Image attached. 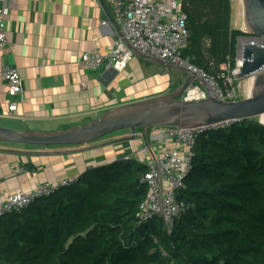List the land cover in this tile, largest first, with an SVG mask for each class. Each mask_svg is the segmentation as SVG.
<instances>
[{"label": "trees", "instance_id": "1", "mask_svg": "<svg viewBox=\"0 0 264 264\" xmlns=\"http://www.w3.org/2000/svg\"><path fill=\"white\" fill-rule=\"evenodd\" d=\"M181 8L182 57L232 86L246 34L230 25L231 0H183ZM192 151L177 193L185 208L170 230L158 216H136L146 164L116 159L0 216V264H264V124L252 117L207 128Z\"/></svg>", "mask_w": 264, "mask_h": 264}, {"label": "crops", "instance_id": "2", "mask_svg": "<svg viewBox=\"0 0 264 264\" xmlns=\"http://www.w3.org/2000/svg\"><path fill=\"white\" fill-rule=\"evenodd\" d=\"M114 0H14L4 18L8 44L0 66L18 69L23 99L17 110L0 109V126L55 131L97 118L125 103L168 93L181 85L183 73L135 54L123 70L80 64L85 51L106 55L116 36L113 22L101 25ZM195 83V82H194ZM127 132L118 133V137ZM136 143V142H135ZM166 141L162 144L168 145ZM155 145L154 147H157ZM0 140V191L28 192L37 183L57 185L91 166L121 159L129 143L74 153L42 154L47 149Z\"/></svg>", "mask_w": 264, "mask_h": 264}, {"label": "built area", "instance_id": "3", "mask_svg": "<svg viewBox=\"0 0 264 264\" xmlns=\"http://www.w3.org/2000/svg\"><path fill=\"white\" fill-rule=\"evenodd\" d=\"M13 1L0 0V53L8 44L4 18L10 12ZM182 2L183 0H114L111 13L107 19L100 22L101 25H105L110 21L116 26V36L109 53L103 55L98 51H85L80 56V64L89 69H97L103 64L107 68L121 71L135 51H138L183 65L201 76L219 98L236 100L238 93L233 86L223 88L216 78L182 57L181 50L189 36L187 14L181 8ZM251 40L262 43V37H253ZM181 97L186 100H197L205 98L206 93L199 83H191ZM22 99V81L18 69L10 64H2L0 109L5 107L8 112H14ZM205 129L207 128L157 126L148 130L147 142L142 131H136L135 139L128 141V152L121 158L143 162L147 167L141 177L147 191L136 213L140 221L158 216L163 219L166 229L170 230L174 219L185 208L183 201L177 198V193L184 187V178L191 171L192 148L196 136ZM166 141L169 144L162 146ZM155 145L158 146L154 147ZM76 177L63 178L57 185L37 183L35 188L28 192L0 191V216L20 212L36 198L51 193L57 186L66 185Z\"/></svg>", "mask_w": 264, "mask_h": 264}, {"label": "water", "instance_id": "4", "mask_svg": "<svg viewBox=\"0 0 264 264\" xmlns=\"http://www.w3.org/2000/svg\"><path fill=\"white\" fill-rule=\"evenodd\" d=\"M236 28L249 39L242 45L240 62L233 72L234 79L252 77L244 98L223 100L201 76L185 66L135 51V54L149 61L181 71L184 77L181 85L171 92L122 104L97 118L61 130L32 131L0 126V140L43 148L68 147L58 151L43 149L34 152L45 155L81 152L128 142L135 139L138 129L147 142L148 130L157 126L209 128L252 117H259L264 124V0H237ZM253 37H262V43H255L251 40ZM237 53L239 55L238 45ZM196 81L205 90L206 97L197 100L182 98L186 87ZM122 130L128 133L98 142Z\"/></svg>", "mask_w": 264, "mask_h": 264}, {"label": "rangeland", "instance_id": "5", "mask_svg": "<svg viewBox=\"0 0 264 264\" xmlns=\"http://www.w3.org/2000/svg\"><path fill=\"white\" fill-rule=\"evenodd\" d=\"M236 19H237V0H231V21H230V25L232 28H236ZM241 38H245V40H249L247 37L245 36H241L237 39V45L239 47V41ZM238 62H240V54L238 55V60H237V64ZM236 64V65H237ZM238 67V66H236ZM234 71V70H233ZM232 71V72H233ZM234 79V77H233ZM233 79H229L228 82L237 90V93H238V97H241V98H244L246 97L247 95V87H248V84H249V81H250V77H243V78H240V79H235L236 80V83L234 84ZM197 82V81H196ZM195 82V83H196ZM259 119V117H258ZM260 120V119H259ZM138 131H141V130H138ZM127 132V130L125 131V133ZM128 133V132H127ZM118 136L116 135H108V136H105L104 138L98 140V142L100 141H105V140H109V139H112V138H116ZM135 142V141H134ZM122 159V158H121Z\"/></svg>", "mask_w": 264, "mask_h": 264}, {"label": "bare ground", "instance_id": "6", "mask_svg": "<svg viewBox=\"0 0 264 264\" xmlns=\"http://www.w3.org/2000/svg\"><path fill=\"white\" fill-rule=\"evenodd\" d=\"M246 42V40H245V38L243 39V38H241L240 39V41H239V54L241 55V50H242V45H243V43H245ZM251 78L252 77H250V80H251ZM261 121V120H260ZM264 122V121H263Z\"/></svg>", "mask_w": 264, "mask_h": 264}]
</instances>
